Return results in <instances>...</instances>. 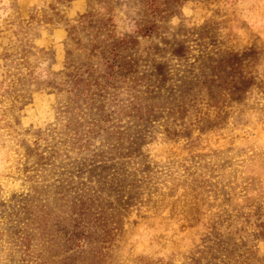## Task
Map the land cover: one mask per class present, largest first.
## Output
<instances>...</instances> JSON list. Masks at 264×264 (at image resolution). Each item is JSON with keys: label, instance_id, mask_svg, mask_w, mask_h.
I'll list each match as a JSON object with an SVG mask.
<instances>
[{"label": "rangeland", "instance_id": "rangeland-1", "mask_svg": "<svg viewBox=\"0 0 264 264\" xmlns=\"http://www.w3.org/2000/svg\"><path fill=\"white\" fill-rule=\"evenodd\" d=\"M0 264H264V0H0Z\"/></svg>", "mask_w": 264, "mask_h": 264}, {"label": "trees", "instance_id": "trees-1", "mask_svg": "<svg viewBox=\"0 0 264 264\" xmlns=\"http://www.w3.org/2000/svg\"><path fill=\"white\" fill-rule=\"evenodd\" d=\"M123 200V197H121ZM210 239V238H209ZM229 241H225V240H221L218 239L216 241L213 242V247L210 248L211 251L214 252V257L213 258H217V256L219 255H223L225 256L223 253L225 252V250H230L231 252L234 249V244H232V240L228 239Z\"/></svg>", "mask_w": 264, "mask_h": 264}]
</instances>
